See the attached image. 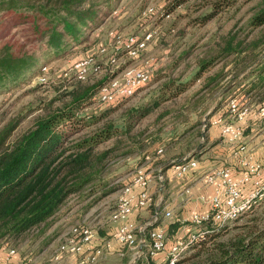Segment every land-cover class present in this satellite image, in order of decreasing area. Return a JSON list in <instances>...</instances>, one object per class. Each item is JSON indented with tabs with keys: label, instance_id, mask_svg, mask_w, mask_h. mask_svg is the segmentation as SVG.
Instances as JSON below:
<instances>
[{
	"label": "trees",
	"instance_id": "16d2710c",
	"mask_svg": "<svg viewBox=\"0 0 264 264\" xmlns=\"http://www.w3.org/2000/svg\"><path fill=\"white\" fill-rule=\"evenodd\" d=\"M112 2L0 0V89H10L24 81L27 75L35 76L37 71L39 77L41 69L47 66L43 64L40 67L43 60L51 62L67 58L75 48L87 44L89 33L99 29L109 18L113 10ZM189 2L172 0L163 13L170 16ZM236 4L237 0H211L205 5L210 7V12L198 19L209 21ZM247 24L250 29H264V0L259 1ZM262 35L264 32L258 40L241 47L244 39H237V34L227 32L217 43V51L209 54L208 59L201 60L192 80L179 82L168 79L145 102L125 110L123 130L116 129L112 124H105L96 130H84L109 115L107 111L89 116L83 115V111L93 104L102 84L116 74L86 86H80L86 82L76 81V85H80H74L67 93V105L38 117L28 131L5 145L16 127L15 122L8 124L0 132V256L5 251V241L17 240L49 225L70 196L94 184L101 175L102 162L111 150L97 151L100 144L114 138L120 141V136L129 135L138 122L149 117L162 103L187 95L193 81L211 71L217 60L235 57L231 62V72L235 76L250 68L242 79L247 82L243 92L251 95L256 103H263L264 58L260 52L254 51L263 41ZM80 59L78 57L74 61ZM246 60V66L238 69V64ZM221 77L222 71L210 76L205 87L209 88ZM223 101L219 102V106ZM172 112L166 108L159 117ZM111 191L113 189L104 190L101 196ZM152 207L148 209L152 211ZM225 225H206L203 237L192 244L188 255L175 264H264V224L242 225L240 231L219 240ZM177 226L178 222L171 223L169 232L176 230ZM153 227H146L145 233Z\"/></svg>",
	"mask_w": 264,
	"mask_h": 264
},
{
	"label": "rangeland",
	"instance_id": "374dc122",
	"mask_svg": "<svg viewBox=\"0 0 264 264\" xmlns=\"http://www.w3.org/2000/svg\"><path fill=\"white\" fill-rule=\"evenodd\" d=\"M209 1L211 0H190L187 5L178 8L167 18L163 11L172 0H113V10L109 18L99 29L89 33L90 40L87 44L75 48L72 55L67 58L51 62L43 60L40 67L43 64H47L48 67L43 82L40 77L37 78V71L35 76L27 75L24 81L10 89H0V132L8 124L12 122L16 124L5 145L12 143L19 135L28 131L38 117L68 104L67 93L74 85L75 87L80 85H76L75 80L64 75L75 59L92 55L95 56V60H99L106 66V60L112 54V49L108 48L104 53L98 54L100 48H97L100 44L104 46L112 44L109 38L112 32H117L123 37L130 35L140 37L145 32H153V39L136 60L122 57L114 67H106L107 70L103 68L97 74L91 71L88 81L80 86L107 80L108 75H111L110 70L119 72V67L138 65L143 60L152 61V78L144 89L115 107L100 105L95 96L93 104L84 109L83 115L98 116L107 111L110 113L97 124L84 130L100 129L105 124H112L116 129L123 130L122 116L125 110L145 102L168 79L179 82L192 80L197 74L201 60L208 59L209 54L217 51V43L227 32L231 35L237 34V39H244L241 47H247L249 42L258 40L261 32H264V29L261 31L250 29L247 24L260 0H237L233 8L224 10L211 20L206 22L199 20L198 18L210 12V7L205 6ZM148 8H152L153 13L145 14ZM114 11L117 12L116 15L113 14ZM262 38L263 41L254 51L260 52L264 58V35ZM232 59L235 60V57L217 60L211 71L201 79L193 81L194 84L187 95L162 103L149 117L138 122L129 135L120 136V141L114 138L100 144L97 151L111 148L102 162L100 177L85 191L70 196L49 225L43 226L42 230L31 231L14 241H5L3 255H6L10 249L15 250L13 257L17 255V259L13 260L12 257L9 264H72L53 262L51 259L53 249L62 241L64 233L71 225L87 223L97 232L105 231L101 222L106 220L104 224L108 223V217L121 186L129 181L136 167L142 166L148 170L149 163L146 162L145 155L151 156L150 161L156 159L157 147H169L170 152L174 153L176 150H172V147H176L180 140L185 139L186 133L192 129V134L197 135L195 141L200 139L209 127L210 116L219 106V102H215L217 97L229 85L237 88L235 96L240 102H252L251 95L243 92L247 88V82L242 81L250 68L235 76L231 72ZM245 63L247 64L248 61L238 64V69L246 66ZM221 71L223 77L206 88L207 78ZM71 74L69 73V76ZM166 108L173 112L160 118L159 115ZM154 173L156 170L151 172V174ZM107 189H113V191L101 196L102 191ZM149 209L145 212L147 217L145 220L152 219L154 209L153 207L152 211ZM263 224L264 198L250 211L227 223L222 228L223 234L218 239L225 240L240 231L242 225ZM191 225H189L190 228ZM189 231L180 237L186 236ZM172 234L173 232H167V241L168 237L172 238ZM137 250V247H121L113 252L108 263L136 264L140 261ZM190 251L191 248L183 253L176 263H179Z\"/></svg>",
	"mask_w": 264,
	"mask_h": 264
},
{
	"label": "built area",
	"instance_id": "2783aa9c",
	"mask_svg": "<svg viewBox=\"0 0 264 264\" xmlns=\"http://www.w3.org/2000/svg\"><path fill=\"white\" fill-rule=\"evenodd\" d=\"M146 13H153V9L148 8ZM113 14L116 15L117 12L114 11ZM109 38L112 40L111 45L100 44L97 48H100L98 54L104 53L108 48L112 49V54L106 60L107 62L105 61L106 66L91 55L72 62L71 67L64 73L65 77L86 82L91 71L97 74L103 68L114 67L122 57L128 60H136L151 43L153 32H145L140 37L135 35L123 37L117 32H112L109 34ZM41 71L42 74L39 77L43 82L48 67H43ZM69 73L72 74L69 76ZM115 73L116 70H110V74ZM152 74L153 63L151 60H143L138 65L125 66L119 70L118 74L116 73L115 76L102 84L96 93V99L100 105L109 106L132 98L150 83ZM238 99L233 97L226 102V113L231 122H222L219 119L216 120L215 124L221 123V135L236 148V151L245 152L246 147L240 142L242 130L235 123L241 122L248 115L249 107L248 103L240 102ZM256 113L260 118H264V107L258 108ZM162 152L163 148L156 149V154ZM145 160L150 161L151 156L145 155ZM239 162L242 168L237 173L228 166H222L204 175L206 183H216L217 185L216 193L210 198L206 199L201 196V200L208 203L209 210L192 212L188 217V222L192 224L194 229L186 236L176 238L170 246H168L167 233L163 226H155L145 233L146 226L140 225L130 218L136 211L152 206L158 208L159 206V202L156 203L149 188L152 178L150 170L142 166L136 167L129 181L119 189L110 213V220L118 222V225L111 231L110 238L100 239L97 230L90 224L77 223L71 225L64 233L62 241L53 249L52 261L58 263L65 258H73L74 264H99L100 259L106 253L115 251L113 241L120 245L119 248H135L139 245L140 234L144 232L143 241H147V251L145 257L140 258L137 264H147V259L163 251H166L167 254L166 264H175L192 244L203 237L206 232L203 228L206 225L221 227L230 223L240 215L250 211L264 198V152L260 160L245 156L240 158ZM172 166L175 175L183 177L197 168L198 163L195 159L184 157L174 161ZM184 193L190 194V187H185ZM158 217V215L154 216V219L157 220ZM163 217L171 218L172 211L165 210ZM14 253L15 250L10 249L6 255L1 254V263H11Z\"/></svg>",
	"mask_w": 264,
	"mask_h": 264
},
{
	"label": "crops",
	"instance_id": "0c3cea01",
	"mask_svg": "<svg viewBox=\"0 0 264 264\" xmlns=\"http://www.w3.org/2000/svg\"><path fill=\"white\" fill-rule=\"evenodd\" d=\"M121 69L122 67H120L119 70ZM116 73L118 72L116 71ZM236 91V87H231L229 85L219 94L215 102H221L223 99L224 101L210 116L209 127L200 139L198 138L197 141H195L197 138V136H195L196 134H192L193 129L189 130L186 133L185 139L180 140L178 145L174 143L176 145V147H172V150H176L174 153H171V149L166 147L163 148L162 153H155L157 155L156 159L146 161L149 163L147 168L150 172L156 170V173L152 174L149 188L153 193L156 203L159 202V206L158 208L154 207V213L151 215L152 219L145 220L147 218L145 215L147 209L134 212L130 218L146 227L163 226L166 233L169 232V225L171 223L178 222V226L176 230L174 229L171 236L172 238L168 237V246H170L174 239L185 235L184 233L188 232L193 227L188 222V217L192 212H204L209 210L208 203L205 200H201V196H204L206 199L210 198L216 193L217 185L216 183H206L204 178L206 173L222 166H228L233 172L237 173L242 168L239 162L240 158L250 156L254 160H260L264 152V118H260L256 113L258 108L264 107V101L263 103H256L254 100L252 102H247L249 107L248 115L241 122L235 123L242 130L240 142L245 145V152L236 151V148L229 144L224 139L223 135H221V123L215 124L216 120L219 119H221L222 122H231L227 117L226 102L228 99L236 97ZM158 148L162 147H157L156 149ZM188 156L197 161V168L183 177H177L171 165L172 162ZM159 159H161V161H156ZM185 187H190V194L184 193ZM167 209L172 211V217L168 219L163 217V212ZM157 215L159 217L155 220L154 216ZM108 218L107 224H104L106 220L101 222V226L105 228V231L97 232L100 239L110 238L111 231L118 225V222H112L110 220V215ZM189 225L192 227L190 228ZM142 241V235L140 234L139 245L137 247V255H140V258H144L147 251V241H143V243ZM119 246L117 242L113 241L114 250L118 249ZM140 246L142 247L140 248ZM113 252L115 251L106 253L100 259L99 264H109L108 261L109 258L112 257ZM15 259H17V255L13 257V260ZM61 262H70L73 264L74 259L65 258ZM166 262V251L159 252L150 258V260L147 259L146 261L147 264H166Z\"/></svg>",
	"mask_w": 264,
	"mask_h": 264
},
{
	"label": "water",
	"instance_id": "95a60500",
	"mask_svg": "<svg viewBox=\"0 0 264 264\" xmlns=\"http://www.w3.org/2000/svg\"><path fill=\"white\" fill-rule=\"evenodd\" d=\"M141 235H142V240H144V232H142ZM142 243H143V241H142ZM141 247H142V246H140V248H141Z\"/></svg>",
	"mask_w": 264,
	"mask_h": 264
}]
</instances>
